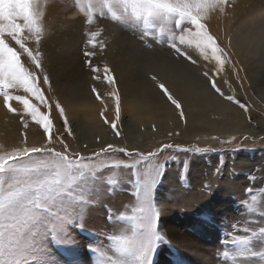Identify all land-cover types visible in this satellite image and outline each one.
I'll list each match as a JSON object with an SVG mask.
<instances>
[{
  "label": "snow or ice",
  "instance_id": "snow-or-ice-1",
  "mask_svg": "<svg viewBox=\"0 0 264 264\" xmlns=\"http://www.w3.org/2000/svg\"><path fill=\"white\" fill-rule=\"evenodd\" d=\"M49 6V0H0V95H3L8 110L15 113L16 109L9 103L13 99L10 90L23 89V95L15 96L23 105L24 111L20 115L30 116L36 125H42L47 136L45 145L29 146L25 137L23 146L0 151V264H85L80 259L82 247L78 235L92 234L87 224L97 211H103L105 221L112 222L110 233H105L110 242L107 248L103 242L95 240L83 245L88 251L98 253V264H153L157 249L168 242L166 233L159 228L167 203L156 199V188L168 171V161L178 160L179 153L186 154L183 173H187L196 154L215 149L163 143L155 151L145 152L110 143L94 152L92 157L69 151V145L62 137H54L53 112L61 119L68 136H74L73 127L60 100L46 95L55 91L44 66L42 51V41L49 27ZM229 7L230 0H87L80 11L87 17L89 25L96 23L97 17L109 14L111 21L117 24L133 23L145 47L158 45L169 49L172 60L150 64L149 80L187 124L182 101L165 79L167 76L177 88L182 84L190 85L188 74L180 67L183 65L203 69L200 78L215 94L248 110L245 104L232 94L226 95L224 90L225 85L232 88L228 76L236 69L229 53L230 42L222 47L205 23L213 14H226ZM90 35L89 43L95 47L100 31ZM29 40L34 41V48L28 46ZM86 55L94 56L95 53L87 52ZM207 64L212 67L208 68ZM92 70L99 73L98 68ZM100 78L99 75L94 77ZM236 78L239 79L238 73ZM103 79L111 86L110 94L116 105L111 128L119 136L118 80L107 66ZM92 92L101 99L95 86ZM41 107L45 111H41ZM105 123L109 121L106 119ZM24 126L27 128V123ZM156 130L153 125L152 131ZM57 143L62 150L56 149ZM223 143L230 144L233 151H240L242 147L232 141ZM112 153H123L125 158L112 159ZM260 171L264 173V164ZM223 173V161H220L207 174H201L199 195L195 199L181 185L175 193L180 198L176 201L177 206L188 211L208 200L220 187ZM125 179L132 184L134 203L130 207L122 205L124 212H114L111 194ZM258 179L264 180V176L258 178L249 173L250 183ZM226 191L231 194V190ZM243 191L250 200L242 199L241 204L257 217L254 221H245L241 228H237L239 221H236L232 230L225 232L224 243L236 248L232 256L234 264L237 257L243 258L239 264H249V258L257 255L264 257V252L253 250L254 241L264 244V201L258 200V197H264V186H247ZM205 215L208 221L216 217L212 209ZM54 247L63 259L53 252ZM223 255L228 257L229 253L225 251Z\"/></svg>",
  "mask_w": 264,
  "mask_h": 264
},
{
  "label": "rangeland",
  "instance_id": "rangeland-1",
  "mask_svg": "<svg viewBox=\"0 0 264 264\" xmlns=\"http://www.w3.org/2000/svg\"><path fill=\"white\" fill-rule=\"evenodd\" d=\"M230 3L231 7L226 9V14H213L205 23L222 47L229 45L230 42L229 53L232 57V63L236 65V69L231 70L228 76L232 88L228 89L227 85H225L224 90L226 95L232 94L237 100L245 104L248 110L245 111L239 105L225 101L238 107L243 114V119L239 124L226 126L220 123L223 128L219 126L214 128L213 131H207L208 127H205V125L203 127L193 126L191 132H196L194 135H190L186 131L185 126L187 124L180 119L178 110L174 108L177 113L178 124L173 126L170 122L171 126H162V128L159 125L163 124H158L159 122L157 121L156 125L155 123L151 124L149 126L151 131L153 125H155L157 130L155 132L152 131L149 137L146 138L147 140L145 141L151 140V144L146 145L147 150H144L139 148L142 147L140 146L142 139L139 140L137 145L135 144L138 148H130L122 142L123 137H126V129L123 122L132 117L130 112H123L122 99H120V120L117 123V128L121 133L119 136L115 135V131L111 128V122L115 121L116 105L112 103L106 105L102 102L100 106H97L103 124L109 128L110 133L119 142L123 143L120 147L146 152L155 151L156 147L163 143H174L180 144L182 147H210L215 149L203 154H196L188 165L187 173H183L186 154L179 153L177 154L178 160L168 161V171L164 173V179L156 188L157 201L167 203L166 209L160 217L159 228L166 233L168 242L157 249L153 264H210L199 255V252H204L206 255L211 256L215 261L214 264H234L232 256L235 254L236 248L230 243H224V240L227 239L225 232L231 231L232 224L236 221H239L237 228H241L244 226L245 221H254L257 217V214L247 212L245 206L241 204V200H250V197H247L243 191L245 187L253 186L259 188L264 186V180L258 179L251 183L249 181L250 172L258 178L264 176V173L260 171L261 165L264 164V93L255 87L252 80V76L257 72L264 73V48L261 47V44L257 52L253 53L252 49L246 50L243 43L249 39L247 35H250L252 30L256 27L258 29L260 26L256 20L259 16L262 17L264 15V0H235V3L230 0ZM86 4L87 0H80L79 3H77V0H49L50 6L47 10L49 27L46 37L42 41V51L45 56L44 66L52 79L55 89L54 92L46 93V95L60 100L74 132V136H68L63 130L61 119H57V113L53 112L54 126L52 132L54 137H62L69 145V151L92 157L94 152H99L101 147L106 148L110 143L93 149V146L85 145L88 143L82 142L85 138L77 135L72 119L74 117V120L82 121L85 118V114L80 108L81 113L76 114V116L70 113L73 107H68L64 104L62 92L65 91V94L72 95L70 88L60 90V86H63L66 77H69L72 83L78 78L77 91L81 96L89 95L95 100H99L96 97V93L92 92V87L95 85L93 81L97 80L94 79L97 75L101 77L98 80L102 81L106 66L115 72H117V69L124 70L127 75L132 76L136 80L150 81L149 65L154 64L158 56L170 55L172 57V54L167 47L158 45L153 48L145 47V42L140 40L135 24H117L111 21L110 14L107 17H97V22L92 25L87 24V17L80 11L81 5L86 6ZM93 31H100V35L96 38L95 47L89 43L91 39L90 33ZM237 42L242 46L239 50L234 46ZM11 43L14 45V42ZM27 44L29 47H35L32 40L27 41ZM16 47L19 50L18 46ZM87 52H94L95 55L88 56L86 55ZM242 53L245 56L244 66L241 65L242 63L238 58V55L240 56ZM21 60H24L23 55ZM114 65H117L118 68L116 69ZM184 66L189 70L187 71L190 75L189 80L195 89L198 86L202 87L204 84L209 92L218 96L209 87L208 83L200 78L203 69ZM207 67L211 68L212 66L207 64ZM93 68H98L99 73H94ZM240 69H242V72H240ZM237 73L239 79L236 78ZM76 74L77 76L74 77ZM165 79H168V77ZM217 80L219 83V77H217ZM168 83L172 91L175 92L176 85L171 79H168ZM10 91L13 99L9 103L16 109V112L13 113L8 110L3 95H0V111L4 113L3 117L6 118L3 122L5 127H10H7V125H10V121H17L19 133L17 138L8 139L7 131L4 128L0 129V146H3L0 151L23 146L22 141L25 137H27L29 146L33 144L37 146L45 145L47 136L43 133L42 125H36L30 116L22 117L20 115L24 111L23 105L15 99V96L23 95V89ZM218 98L220 97L218 96ZM182 106L185 110L186 107L183 102ZM212 106L215 107L216 105ZM214 107L210 110L211 112L216 110ZM41 111H45V109L41 107ZM211 112L210 116H215ZM106 119L109 123H105ZM25 123L28 125L27 128L24 126ZM143 128L146 131L148 126L146 125ZM144 129L142 130L144 131ZM31 130L34 131L33 137L29 135ZM177 133L178 135H176ZM233 137H236L235 141H233ZM223 141H232L233 144L242 145L241 150L233 151L232 146L223 143ZM56 149L62 150V146L57 143ZM111 156L112 159L125 158L123 153H112ZM220 161H223L224 168V173L220 177V187L213 192L212 197L208 200L201 201L199 205L190 208L188 211H182L181 207L176 204V201L180 199L175 195L177 189L182 185L183 190L190 193L192 199L197 198L201 174H207ZM117 174L119 175V170H117ZM226 189L231 190V194ZM131 191L132 184L127 179L114 187V191L111 194V206L114 212L117 210L124 212L125 208L122 205L130 207L134 203ZM258 200L264 201V197H258ZM208 209H212L216 213V217L212 221L206 220L205 214ZM104 216L105 213L103 211L93 213L87 224L92 234L80 233L78 235V240L82 247L80 259L85 261V264H98L100 259L98 253L88 251L87 248L83 247L85 242L95 240L97 243L103 242L105 248L109 246L110 242L107 240L105 233H110L112 222H106ZM253 250L258 253L264 252V244L254 241ZM225 251L229 253L228 257L223 255ZM53 252L59 258H64L55 247ZM242 259L237 257L235 264H239ZM249 264H264V257L259 255L251 257L249 258Z\"/></svg>",
  "mask_w": 264,
  "mask_h": 264
},
{
  "label": "bare ground",
  "instance_id": "bare-ground-1",
  "mask_svg": "<svg viewBox=\"0 0 264 264\" xmlns=\"http://www.w3.org/2000/svg\"><path fill=\"white\" fill-rule=\"evenodd\" d=\"M256 21L260 25L259 28L257 29L256 27L254 30H252L250 32V35H247L249 36V39L245 40L243 43V45L246 47L245 49H252L253 53L257 52L261 44V47L264 48V15L262 17L259 16ZM234 46H236L238 50L242 47L239 42L234 44ZM238 58L242 63L241 65L244 66L245 56L243 55V53L240 54V56L238 55ZM165 59L171 61L172 57L170 55H165L163 57L158 56L154 64L160 63ZM114 66L116 67V69L118 68L117 65ZM180 67H182L183 71L188 74L187 71L189 70L185 66ZM240 68L242 67L240 66ZM240 72H242V69H240ZM113 73L118 80L123 112H130L132 115L131 119L124 120L123 122L126 129V137H123L122 142H124V145L126 144L125 146H128L130 148H138V146L136 145L138 144L139 140L142 139V143L140 144V146L142 147L139 148L145 150V146L151 144V140L148 142L145 141L152 132L149 126L153 123H155L156 125V121L159 122L158 124H163L159 125L161 126V128L162 126H171L170 122L173 124V126L177 125V113L174 110V107L167 102V100L161 95L160 91H158L150 81L136 80L132 76L127 75L124 70L117 69V72L113 71ZM75 76H77V74L74 75V77ZM189 76L190 75L188 74V77ZM165 78H167V76ZM77 80L78 78L75 79L76 84H74L75 82L72 83L71 80H69V77H66V85L65 83H63V86H60V90L69 88L72 90V95L65 94V91L61 94L64 104H66L68 107H73V110H70V113H73L74 115L80 114L81 108L83 110L82 112L85 114V118L82 121L74 120V117L72 119V122L74 123V126L76 128L77 135L79 137L82 136L83 138H85H82V142L88 143H84L85 145L93 146V149L100 145H107L108 143L114 144L117 147L122 146L123 143H121V141L119 142L117 138H115V136L110 133L111 131L109 130V128L103 124L102 119L99 116L100 114L97 110V106H100V103L102 104V101L106 105L110 103L115 105V101L110 94L111 86L108 85L107 82L103 79L102 81H93L95 84V88L101 96V99L95 100L89 95L85 97L81 96V94L77 91ZM252 80L255 84V87L259 91H262L264 93V73L257 72L252 76ZM169 83H171V81H169ZM174 93L181 99V101L184 103V106L186 107L185 111L188 122L187 126L185 127L186 131H188L190 135H194L196 132H191L193 126L203 127L205 125V127L209 128L206 129L207 131H213L214 128H218L219 126L220 128H223L222 124L220 123L228 126L239 124L243 119V114L238 107L231 105L229 102H226L222 98H218V96H215L214 94L209 92L204 84L202 87H196V89L191 83L190 85L182 84L180 88H177L176 86ZM212 105L216 106L214 107ZM212 107H214L216 110H213L211 112L210 110L213 109ZM210 112L215 116H210ZM3 114L4 113L0 111V129L4 128V130L7 131L8 139L17 138L19 133L17 121H10V125H7V127H10L6 128L5 124L3 123L6 118L3 117ZM146 125L148 126V129L145 131L143 127ZM142 129H144V131ZM29 135L33 137L34 131L31 130L29 132ZM199 255L205 258L210 264H214L215 261L211 256L206 255V253L204 252H199Z\"/></svg>",
  "mask_w": 264,
  "mask_h": 264
}]
</instances>
